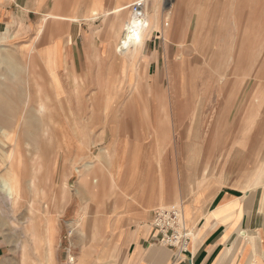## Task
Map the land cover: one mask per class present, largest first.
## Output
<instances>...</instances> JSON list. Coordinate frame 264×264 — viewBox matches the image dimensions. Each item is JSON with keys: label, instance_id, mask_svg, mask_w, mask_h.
I'll return each mask as SVG.
<instances>
[{"label": "rangeland", "instance_id": "obj_1", "mask_svg": "<svg viewBox=\"0 0 264 264\" xmlns=\"http://www.w3.org/2000/svg\"><path fill=\"white\" fill-rule=\"evenodd\" d=\"M134 1L126 0L128 8L120 13L112 10L122 5L117 0H65L56 5L50 2L48 9L38 15L40 19L33 18L38 26L45 16L55 13L76 20L77 27L81 24L85 30L94 29L95 41L98 37L116 41L119 52L128 55L130 66L139 72L142 66L158 61L161 82L152 77L158 68L156 62L152 64V76L145 78L146 109L153 112L159 108L157 117L171 125L176 122L171 111H176L183 126L130 131L131 144L141 143L131 153L127 185L131 187V177L134 182H142L144 176L153 180V176L170 173L176 178V192L187 183L186 193L158 202L154 210L177 205L184 213V205L193 197L191 193L204 187L215 190L224 183L237 187L254 185L255 181L264 184V0H145L149 25L140 41L123 52L121 38L132 17L129 6ZM0 3L6 4L5 0ZM73 8V15L68 16ZM102 9L111 11L107 15ZM22 14L19 13L21 20L15 27L8 28L0 22V175L5 173L4 157L10 143H21L23 158V199L13 209L3 189L5 181L0 177V236L7 242L5 251L22 249L21 245L30 248L36 218L47 221L61 215L65 221L70 219L72 211L63 215V205L72 202L74 192L84 190L83 164L73 165L66 157L67 172L56 147L44 141L48 119L37 109L40 96L46 95L47 84L40 82L35 61L30 69L25 65V41L32 43L33 59L47 63L46 70L53 77L52 89L57 92L58 63L55 51L40 48L51 36L43 35L37 41L35 31L32 38L30 34L26 36ZM58 19L62 18H50L48 26ZM135 90L130 81V107L136 101L132 98ZM153 93L159 97L153 99ZM49 101L51 106L54 100ZM153 117L152 113L148 116L149 123H154ZM40 155L43 165L36 172ZM134 162L138 163V171L133 176L130 169ZM94 176H89V186L104 190L105 180ZM133 181L132 186L136 184ZM37 186L44 190L35 191ZM89 213L84 210L80 217L87 219ZM91 214L99 219L107 216V211L98 205ZM74 232V227H69L66 233L72 236ZM63 247L71 258L76 251L73 243L66 238Z\"/></svg>", "mask_w": 264, "mask_h": 264}, {"label": "crops", "instance_id": "obj_2", "mask_svg": "<svg viewBox=\"0 0 264 264\" xmlns=\"http://www.w3.org/2000/svg\"><path fill=\"white\" fill-rule=\"evenodd\" d=\"M64 1L5 0L6 4L0 3V22L8 28L15 27L21 20L19 13L23 12L25 35L32 38L38 29L33 18L40 19L38 15L48 9L50 2L56 5ZM70 11L68 16L75 9ZM74 21L58 19L47 25L42 34L51 37L40 48L56 53L55 81L59 92L52 89L53 77L46 70L47 63L38 58L34 61L40 69V82L47 84L46 95L40 96L46 107L42 116L48 119L44 141L56 147L67 172L66 157L73 165L83 164L81 175L86 192H74L72 202L63 205V215L72 211L67 221L61 215L50 224L48 219L36 218L31 246H26L25 252L5 251L7 242L0 236V264H264L263 183L245 187L224 183L215 190L204 187L195 193L188 192L193 197L184 205L190 235L186 250L176 256L175 249L159 242L151 224L154 207L162 200L186 193L188 185L184 183L186 186L182 190L181 186L177 193L176 178L163 172L161 176H153V180L141 177L142 182L128 188L131 153L141 143L131 144L130 131L145 132L153 126L157 130L177 129L183 123L178 122L176 111H171L176 120L171 125L157 117L159 108L153 112L146 109L145 78L152 76L156 60L148 67L142 66L139 72L130 66L128 55L119 52L116 41L99 37L95 41L94 29L85 30L81 24L77 27ZM24 45L27 66L30 61L27 52L32 43L25 41ZM156 64L158 68L152 77L160 83L161 69L158 61ZM130 81L136 87L132 107ZM152 97L156 99L159 95L153 93ZM50 99L54 100L51 106ZM151 113L154 123H149ZM93 174L94 178L105 180L104 190L89 186V176ZM98 205H103L107 216L93 217L95 214L91 212L95 213ZM84 210L90 212L87 219L80 217ZM69 227L75 229L72 236L66 233ZM66 238L76 249L73 259L63 247Z\"/></svg>", "mask_w": 264, "mask_h": 264}, {"label": "bare ground", "instance_id": "obj_3", "mask_svg": "<svg viewBox=\"0 0 264 264\" xmlns=\"http://www.w3.org/2000/svg\"><path fill=\"white\" fill-rule=\"evenodd\" d=\"M121 4V3H120ZM128 5V4H127ZM102 6V5H101ZM115 9H112V10H115V12H121L125 9L128 8V6H126V3H122V5L118 6V7H114ZM110 9H102V13L103 14H109L110 13ZM146 11V9H145ZM50 18H65L64 16H59L58 14H55V13H50L49 15L45 16L39 23L38 25V30H37V36L35 37V40H39L43 34V31L44 29H46L45 27H47L48 25V20ZM76 19V18H75ZM146 20H147V27L149 25V18L146 14ZM142 28L141 26V23L139 21H137V19L132 15L131 19L129 20V22H127L125 24V27H124V33H123V37L121 38V50L123 52H126L128 49L131 48V45H133L137 40H139V38L141 37V34H143V31L147 28ZM35 43V42H34ZM28 54L29 57H30V61L28 62V68L30 69V67L32 66L33 62H34V53L31 52V49L28 51ZM29 59V58H28ZM30 66V67H29ZM37 111L42 115V113H45L46 111V107L44 105V103H42L41 101L39 102V106H38V109ZM56 122V121H55ZM54 122V123H55ZM235 135V134H234ZM47 136V134H46ZM230 136V135H229ZM257 136V135H256ZM251 138V137H250ZM227 139V138H226ZM227 141V140H226ZM231 141V140H230ZM232 142V141H231ZM229 142V143H231ZM227 145V144H226ZM139 146V145H138ZM9 147V150L6 152V156L4 157V162H5V166H6V169H5V173L0 175V177L5 181V186H1L4 191H5V195H6V198L7 200H9V202H11V206H12V209L17 207L18 205L21 204L22 202V199H23V186H22V177H23V173L20 171L21 170V167H22V151H21V143L20 142H13V143H10L8 145ZM142 147V145L140 146ZM141 150V149H140ZM139 150V151H140ZM135 151V150H134ZM138 151V150H137ZM141 153V152H140ZM137 153H135L136 155ZM134 155V154H133ZM134 155V156H135ZM25 157V156H23ZM139 157V156H138ZM135 158V157H133ZM43 156L40 155V158L38 157V168L36 170L37 171H41L42 169V165H43ZM137 160V159H136ZM135 160V161H136ZM134 161V160H133ZM139 161V160H138ZM137 163V162H136ZM135 162L132 163V168L130 169L131 172L133 173V176L136 175L137 171H138V163L136 164ZM25 164V163H24ZM131 164V162H130ZM2 171V170H1ZM149 169L147 171V173L149 174ZM132 173H131V176H132ZM39 174V173H38ZM59 175V174H58ZM130 175V174H128ZM40 176V175H39ZM253 176H251V181L253 180L252 178ZM25 178V176H24ZM41 178V177H40ZM39 178V179H40ZM2 180V181H3ZM29 180V179H28ZM133 181L132 177L130 179V181ZM255 180V179H254ZM1 181V182H2ZM3 181V182H4ZM128 181H129V178H128ZM131 181V183H132ZM245 181V180H244ZM2 182V183H3ZM34 182V181H33ZM134 182V181H133ZM130 183V185L132 186V184ZM136 183V181L134 182ZM258 181H255L254 185H258ZM134 185V184H133ZM28 187V186H27ZM130 186H128L129 188ZM100 188V187H99ZM2 189V190H3ZM42 190H44V188H42L41 186H37L35 187V191L37 192H42ZM112 190V189H111ZM3 191V192H4ZM101 191V190H100ZM53 203V202H52ZM18 210V208H17ZM33 210V209H32ZM16 211V210H15ZM53 217V216H52ZM51 219H49V222H51L53 220L50 221ZM24 247V246H23ZM22 245H21V250L23 252H25L27 249L26 248H23ZM51 250V248H50ZM22 252V253H23ZM24 259V258H23ZM73 259V258H71Z\"/></svg>", "mask_w": 264, "mask_h": 264}, {"label": "built area", "instance_id": "obj_4", "mask_svg": "<svg viewBox=\"0 0 264 264\" xmlns=\"http://www.w3.org/2000/svg\"><path fill=\"white\" fill-rule=\"evenodd\" d=\"M145 5V0H136L129 6L132 15L141 23L142 28L147 27ZM151 224L157 232L159 242L175 249L176 256L186 250L190 235L186 229L184 213L180 206L156 208Z\"/></svg>", "mask_w": 264, "mask_h": 264}]
</instances>
